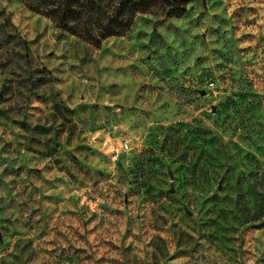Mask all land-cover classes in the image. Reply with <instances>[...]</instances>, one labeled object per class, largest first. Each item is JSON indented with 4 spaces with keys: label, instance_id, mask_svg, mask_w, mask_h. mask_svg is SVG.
I'll use <instances>...</instances> for the list:
<instances>
[{
    "label": "rangeland",
    "instance_id": "rangeland-1",
    "mask_svg": "<svg viewBox=\"0 0 264 264\" xmlns=\"http://www.w3.org/2000/svg\"><path fill=\"white\" fill-rule=\"evenodd\" d=\"M172 4L95 44L0 0V264H264V0Z\"/></svg>",
    "mask_w": 264,
    "mask_h": 264
},
{
    "label": "trees",
    "instance_id": "trees-1",
    "mask_svg": "<svg viewBox=\"0 0 264 264\" xmlns=\"http://www.w3.org/2000/svg\"><path fill=\"white\" fill-rule=\"evenodd\" d=\"M31 9L50 16L60 28L98 44L102 38L122 34L137 11L149 10L158 0H23ZM169 5L168 15L185 11L184 0Z\"/></svg>",
    "mask_w": 264,
    "mask_h": 264
},
{
    "label": "built area",
    "instance_id": "built-area-1",
    "mask_svg": "<svg viewBox=\"0 0 264 264\" xmlns=\"http://www.w3.org/2000/svg\"><path fill=\"white\" fill-rule=\"evenodd\" d=\"M129 147V142L128 140L122 139L119 144H116L113 149H112V153H113V157H116V155L118 154V151H120L121 149H127Z\"/></svg>",
    "mask_w": 264,
    "mask_h": 264
}]
</instances>
